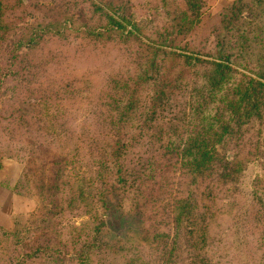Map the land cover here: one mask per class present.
Listing matches in <instances>:
<instances>
[{
	"label": "trees",
	"instance_id": "trees-1",
	"mask_svg": "<svg viewBox=\"0 0 264 264\" xmlns=\"http://www.w3.org/2000/svg\"><path fill=\"white\" fill-rule=\"evenodd\" d=\"M145 1L153 18L145 21L144 26L140 20L125 16L120 5L96 0L91 6L98 15L97 22L89 24L82 20L73 24L81 35L120 41L128 47L135 45L132 75L113 78L109 89L100 96L111 136L100 147L91 187L97 185L96 201L103 204L106 195L124 197L133 192L130 210L140 215L141 229L131 231L125 238L115 234L103 238L109 234L108 226L92 210L89 221L80 227L74 226L67 241L61 239L57 230L48 228L47 221V217L62 209L61 200L54 199V194L67 184L62 168L57 165L49 184L38 188L39 195L46 194L47 200L41 202L43 214L38 222L42 224L36 226L45 230L40 235L52 242L46 246L50 245V254L56 259L59 252L63 259L72 251L86 264L90 262L91 253H99L93 251H100L106 256L100 264H118V255L147 242L160 249L156 261L133 256L124 264H177L180 243L184 242L190 253L189 264H212L205 252L209 228L215 218L217 190L223 183L237 178L240 170L234 162L243 159L236 153L229 160L220 147L228 139L239 137L238 132L246 123L264 117V0H232L210 16L205 15L202 0ZM22 7L19 0H0V43L17 39V46L0 64V96L9 75L19 77L27 73L31 78L37 70L34 58L22 51L23 46L35 44L37 30L33 32L28 27L18 32L11 18ZM162 12V23L154 24ZM148 25L154 28L149 35L146 33ZM208 25L216 39L213 52H201L191 44L179 42L180 36ZM56 28L61 32L59 26ZM242 68L244 72L239 70ZM192 77L196 81L188 82ZM30 84L26 78L17 80L13 87L22 91ZM181 87L188 90V107L180 116L165 123L166 127L157 124L156 114L168 108ZM62 90L59 98L65 95V88ZM145 94L148 101L143 99ZM13 100L17 99L13 97ZM6 105L0 108V124L11 130L10 137L15 133L28 134L30 129L23 126L29 121L26 112L10 99ZM152 128L155 130L151 131ZM145 138L153 145L158 144L146 165L137 171L129 166L128 157ZM173 161L178 162L193 182L205 183L197 198L174 189L180 180L167 175L169 168L160 167L163 162ZM85 199L84 192L71 191L68 207L73 209V205ZM88 202L91 205L92 200ZM163 217L172 221L173 236L160 231L155 223ZM90 227L102 234L103 241L100 239L95 244L87 236ZM25 232L28 234L23 239L31 236L29 228ZM4 234L17 239L16 232L4 230L0 237ZM56 245L59 250L54 248Z\"/></svg>",
	"mask_w": 264,
	"mask_h": 264
},
{
	"label": "rangeland",
	"instance_id": "rangeland-1",
	"mask_svg": "<svg viewBox=\"0 0 264 264\" xmlns=\"http://www.w3.org/2000/svg\"><path fill=\"white\" fill-rule=\"evenodd\" d=\"M19 1L23 7L11 18L18 32L28 27L33 32L37 30L35 44L22 47L27 57L34 58L37 70L31 78L27 73L19 77L9 75L0 96V108H5L10 99L26 112L29 121L23 126L30 129L28 134L15 133L10 137L11 130L0 124V233L4 230L17 233V239L1 235L0 264H82L72 251L63 259L60 258L62 252L57 254L59 259L50 254V245L46 244L52 242L40 235L45 230L36 228L42 224L38 222L43 214L41 202L47 200L46 194L39 195L38 188L41 184L45 187L49 184L55 166L62 168L67 184L59 187L54 199L61 200L63 206L57 214L49 216L50 219L47 217V221L48 228L57 230L65 241L70 238L74 226L80 227L90 220L92 210L105 223L111 219L112 226L118 228V232L108 228L109 234L103 238L113 234L125 238L131 231H140L142 219L130 210L133 192L124 197L106 195L103 204L96 201L97 185L91 187L100 147L111 136L100 96L109 89L113 78L132 75L135 45L128 47L120 41L97 40L90 35H81L73 28V24L82 20L89 24L97 22L98 15L91 6L93 0ZM96 1L120 5L125 16L140 20L142 26L153 18L145 0ZM231 1L202 0L205 15H212ZM162 20L163 12L157 15L154 24L160 25ZM57 26L61 32L57 31ZM153 29L148 25L146 33L151 34ZM16 40L0 43V64L17 46ZM179 42L191 44L201 52H213L216 47L210 25L180 36ZM239 70L244 72L243 68ZM26 78L31 84L22 91L16 87V91L13 84ZM195 81L192 77L188 82ZM62 88L66 90L65 95L59 98ZM187 93L186 87L177 91L168 108L156 114L157 124L166 127L165 123L181 115L188 107ZM146 94L143 99L148 101ZM238 133L239 137L228 139L220 147L229 160L236 153L243 159L234 162L240 170L237 178L223 183L217 190L215 218L209 228L205 252L212 264H264V117L252 119ZM157 144L153 145L146 138L137 144L128 157L129 166L142 170ZM160 167L169 168L167 175L180 180L174 189L181 194L197 198L204 188L205 183L193 182L178 162H163ZM71 191L84 192L86 198L73 205V209L67 202ZM45 204L50 207L47 201ZM155 223L160 231L171 236L175 234L168 218L163 217ZM26 228L31 236L23 239L28 234ZM86 232L95 244L102 240V234L92 231V227ZM184 244L180 243L177 264H189L190 253ZM54 248L59 250L58 245ZM93 252L99 253H91L90 262L86 264H100L102 258H106L100 251ZM159 255L160 249L155 244L143 242L125 250L116 260L118 264H124L130 257L139 256L156 261Z\"/></svg>",
	"mask_w": 264,
	"mask_h": 264
},
{
	"label": "water",
	"instance_id": "water-1",
	"mask_svg": "<svg viewBox=\"0 0 264 264\" xmlns=\"http://www.w3.org/2000/svg\"><path fill=\"white\" fill-rule=\"evenodd\" d=\"M106 224H107L108 228L113 229L115 232H118L117 226H112L111 219H107Z\"/></svg>",
	"mask_w": 264,
	"mask_h": 264
}]
</instances>
